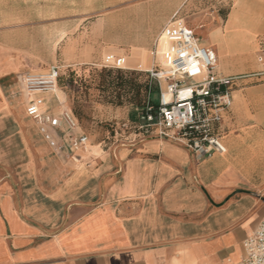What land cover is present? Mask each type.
Returning <instances> with one entry per match:
<instances>
[{"label":"crops","instance_id":"0c3cea01","mask_svg":"<svg viewBox=\"0 0 264 264\" xmlns=\"http://www.w3.org/2000/svg\"><path fill=\"white\" fill-rule=\"evenodd\" d=\"M170 21L235 77L223 153L124 131L75 150L65 124L26 115L23 76L94 65L107 47L149 64ZM263 47L264 0H0V264H239L264 219ZM43 100L51 114L64 102Z\"/></svg>","mask_w":264,"mask_h":264},{"label":"built area","instance_id":"2783aa9c","mask_svg":"<svg viewBox=\"0 0 264 264\" xmlns=\"http://www.w3.org/2000/svg\"><path fill=\"white\" fill-rule=\"evenodd\" d=\"M160 41L166 44L169 65H153L147 70L150 80L158 84L156 104L147 102L137 119L123 121L120 129L136 137L156 136L181 142L198 159L223 153L225 147L220 141L218 125L231 107L235 77L217 74L214 55L199 44L188 26L168 22L155 40V56ZM104 56L112 68L134 69L124 65V54L119 48L107 47ZM59 74V67L52 65L43 74L22 77L25 113L41 131L47 124L56 128L65 124L71 148H84L88 137L80 131L71 111L61 106L57 114H51L44 107L43 95L56 93ZM45 138L50 146H56L47 134ZM242 246L239 264H264V219L243 240Z\"/></svg>","mask_w":264,"mask_h":264},{"label":"rangeland","instance_id":"374dc122","mask_svg":"<svg viewBox=\"0 0 264 264\" xmlns=\"http://www.w3.org/2000/svg\"><path fill=\"white\" fill-rule=\"evenodd\" d=\"M133 60H129L124 65L131 67L136 66L142 69H117L110 67L107 61H98L94 65H88L90 71H85L82 80L77 83L66 85L60 88L65 93V98L57 90V95L63 100V106L67 108L74 115L78 121L79 128L86 135H94L96 139H100L103 135L110 134L111 130L115 133L123 131L120 129V124L125 121H135L140 112L134 108L129 101L130 94H126L123 89L111 90L108 81L113 80L118 73L125 77L123 72H133L140 74L135 76L137 80L143 82L149 78V72L146 70L151 69L153 65H161L157 53L153 54L151 62L138 64V59L144 58L141 56L140 50L135 49ZM87 67V66H82ZM64 69H60L62 71ZM107 70H110V74ZM129 70V71H128ZM154 85L158 84L154 80ZM163 84V83H162ZM108 88V89H107ZM156 100L157 93L151 96Z\"/></svg>","mask_w":264,"mask_h":264},{"label":"trees","instance_id":"16d2710c","mask_svg":"<svg viewBox=\"0 0 264 264\" xmlns=\"http://www.w3.org/2000/svg\"><path fill=\"white\" fill-rule=\"evenodd\" d=\"M85 71H90L88 66L80 68H66L60 71V74L57 78L58 87L64 88L66 85L73 84L74 82H80ZM107 71L110 74V70ZM123 73H125V77L118 73V75L113 80L108 81V87H110L111 90L115 91L118 89H123L126 94H130L129 101L132 103L134 108L138 109L139 111L144 110L147 102L154 105L156 104V100H153L151 96L158 92V87L157 85L153 84V81H150L149 78H146L143 82H140L135 77L139 76L140 74H134L131 71ZM114 135L115 130L112 129L110 136L112 137Z\"/></svg>","mask_w":264,"mask_h":264},{"label":"bare ground","instance_id":"6f19581e","mask_svg":"<svg viewBox=\"0 0 264 264\" xmlns=\"http://www.w3.org/2000/svg\"><path fill=\"white\" fill-rule=\"evenodd\" d=\"M156 53H157V56H158L160 62L163 64V66H165V67L168 66L169 65V56H168V53H167L166 44L163 41H160L159 42V44L157 46V52ZM141 61L144 62V63H146V59L140 58L137 61L138 64Z\"/></svg>","mask_w":264,"mask_h":264}]
</instances>
